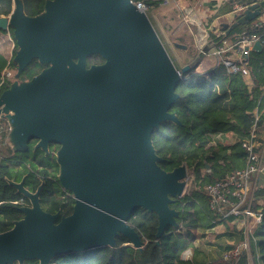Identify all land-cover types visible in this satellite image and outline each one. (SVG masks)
<instances>
[{"label":"water","instance_id":"95a60500","mask_svg":"<svg viewBox=\"0 0 264 264\" xmlns=\"http://www.w3.org/2000/svg\"><path fill=\"white\" fill-rule=\"evenodd\" d=\"M43 7L29 16L21 0H12L11 13L0 17V30L11 28L17 47L14 80L0 93V118L16 151H27L30 139L44 153L50 142L58 145V181L74 204L55 222L59 213L40 206L41 186L26 189V176L9 180L29 204L18 207L23 217L0 232V264H51L56 256L113 247L119 235L142 249L127 223L135 208L157 214V237L177 227L178 211L170 205L188 174L185 165L160 167L151 134L162 122H178L169 109L191 67L174 66L146 13L131 0H45ZM261 10L255 4L219 26L229 33ZM253 49L261 50L260 41ZM92 54L103 63L87 66ZM33 59L48 66L19 81Z\"/></svg>","mask_w":264,"mask_h":264},{"label":"trees","instance_id":"16d2710c","mask_svg":"<svg viewBox=\"0 0 264 264\" xmlns=\"http://www.w3.org/2000/svg\"><path fill=\"white\" fill-rule=\"evenodd\" d=\"M131 1H141L150 11L158 7L161 0ZM21 2L25 14L36 16L42 13L45 0ZM11 4L12 0H0V17L11 13ZM229 6L230 3L223 2L217 7L215 15L228 12L226 10ZM16 49L15 45L14 53ZM248 59L250 77L254 82L251 91H248L240 76L225 74L223 67L212 72L189 68L175 88L178 96L169 109L170 113L177 116L178 122H162L151 134L155 154L162 158L160 167L171 171L179 165H185L186 172L193 180L187 192L183 191L170 205L178 211L177 227L167 226L164 233L157 237V214L135 208L127 223L139 234L142 249L134 248L126 236L119 235L113 247L105 245L85 252L56 256L50 261L51 264H228L222 260L208 261L204 248L195 245L197 230H209L216 224H225L208 208L204 192L196 187L222 178L233 169L241 167L245 161V152L240 142L249 137V130L255 123L252 111L264 87V50L252 51ZM101 60L100 55H89L86 58L87 66L100 63ZM11 64H14L13 61ZM45 67L47 64H39L33 59L20 73L19 79L25 82ZM9 85L4 83L0 91ZM8 130L9 126L0 128V134H3L0 144V232L9 230L14 221L23 217L18 207L29 204L25 196L18 194L8 184L9 180L18 182L28 174L33 179L27 188V176L25 188L35 191L41 186L40 206L46 212H58L59 217L55 221L58 222L62 215L70 214L74 204L73 194L63 190L58 181L55 157L58 145L50 142L44 153L34 148L37 139H30L27 151H16L6 140ZM217 133L223 135L221 140L215 139ZM227 136H234L236 141L230 145ZM227 150L229 153H226ZM238 159L242 161L241 166L237 165ZM255 236L259 262L264 264V205ZM187 249L192 251V256L184 260L182 254ZM23 264H38V261H24ZM233 264H246V256H240Z\"/></svg>","mask_w":264,"mask_h":264},{"label":"built area","instance_id":"2783aa9c","mask_svg":"<svg viewBox=\"0 0 264 264\" xmlns=\"http://www.w3.org/2000/svg\"><path fill=\"white\" fill-rule=\"evenodd\" d=\"M230 3L228 12L219 15L218 24L208 26L201 30L197 40L203 41V46L199 48V56H208L215 60V64L222 65L228 75L237 74L246 82L251 83L250 71L248 68V56L256 41H260L264 50V10L251 20V29L244 30L238 34H230L222 30L219 26L221 22L229 23L230 20L241 16L253 5L264 7V0H221ZM160 5H168V0H161ZM133 5L141 11H147L146 5L141 1L133 2ZM263 18L259 20V17ZM11 36V35H10ZM12 38V36H11ZM13 41V39H12ZM12 56L7 65L0 72V90L4 83L14 80ZM193 65L197 68L202 66L201 61L195 60ZM184 77L182 75L181 79ZM10 83V82H9ZM1 93V91H0ZM264 93V89H263ZM254 115V112H253ZM257 120V118H255ZM256 123L249 130V137L240 142V147L245 152V165L235 168L222 178L214 182L201 186L204 192L208 208L217 216L219 221L236 225L242 234L238 242L233 243L231 248L223 251L218 260L228 264H233L242 255L246 256V264H259V255L256 246V236L253 231L261 222V211L252 207L253 201L258 191L264 188V151L256 150ZM216 139L221 140L222 134L217 133ZM220 138V139H219ZM233 142L236 141L234 137ZM206 232H198L199 237ZM254 248L252 249V245ZM192 251L187 249L183 252L184 260L190 259Z\"/></svg>","mask_w":264,"mask_h":264},{"label":"rangeland","instance_id":"374dc122","mask_svg":"<svg viewBox=\"0 0 264 264\" xmlns=\"http://www.w3.org/2000/svg\"><path fill=\"white\" fill-rule=\"evenodd\" d=\"M196 2L197 0H168V5L166 6H162L159 4L158 6L159 8L158 7L154 8L152 11L151 10L145 11L147 17L152 23L154 29L156 30L160 38V41L163 43L169 55L170 60L173 61V64L174 66H176L177 69L182 68L184 65H190V67H192L193 64H195L193 62L195 61L194 58L196 56V53L198 52L199 48L203 46V41H198L197 38L201 30H205L208 27L207 19L209 17V12L211 9H209L208 5L204 3L203 5H197L199 11L202 12V14L204 15L203 19L201 20L193 9L196 5L195 4ZM229 9L230 6L229 8H227L226 11H228ZM262 18L263 15L259 17V20ZM250 29H251V22H249L248 24L237 25L236 27L233 28L230 34L227 35V39L230 40L232 34H238L242 30H250ZM11 33L12 30L10 28L5 31L0 30V68L2 67L0 69V72L7 65L10 55L12 57L14 55L15 44ZM10 35L12 36V38ZM3 59H5L4 64H3ZM201 60L204 63L212 61V59L208 56H203ZM193 67L195 68V66ZM12 70H15L14 64H13V69H11V71ZM195 70L202 71V69L200 68L198 69L197 67L195 68ZM19 81H21V79H19ZM9 82L11 81H7V83ZM6 122L7 121L0 118V128L2 127L8 128L9 125ZM2 135L3 134H0V144L2 141ZM227 142L229 144L231 143L229 139H227ZM27 176L28 179L25 183V186L28 188L31 185L33 176L30 174H28ZM192 182H193L192 177L188 175L186 177V185L183 189L185 193L187 192V189L190 183ZM196 188L201 190V186H197ZM224 226L228 229L229 231L228 233L231 232L233 233V235L239 233V228L234 224L229 223V224H225ZM254 235H255V231H254ZM214 236H216V233L214 231H212L211 235H209L208 237H205L204 235L202 241L199 244L201 246H214L215 247L214 253L216 254V257H218L219 256L218 253H220L218 249L220 250L222 247H224L225 241H221L222 244H218L217 243L218 239L217 240L213 239ZM213 240L216 241L213 242ZM251 246L253 249L254 248L253 244ZM211 252H213V250Z\"/></svg>","mask_w":264,"mask_h":264},{"label":"crops","instance_id":"0c3cea01","mask_svg":"<svg viewBox=\"0 0 264 264\" xmlns=\"http://www.w3.org/2000/svg\"><path fill=\"white\" fill-rule=\"evenodd\" d=\"M203 3L207 4L209 9H211L210 12H209V17L207 19V22H208L207 26H211V25L213 26L214 24H218V22L220 21L219 18H218L219 14L218 15H215V14L217 12V7L220 6L223 2L221 0H197V2L195 3L196 5H195V7L193 9H194L195 13L197 14V16L201 20L203 19L204 15L202 14V12L199 11V9L197 8V5H203ZM155 8H157V7H155ZM232 30L233 29H231L230 32ZM242 31H244V30H242ZM252 51L262 52L263 50H262V47H261L260 51H258L257 49H253V50L250 51V53ZM250 53H249V55H250ZM202 58H203V56H199L198 52L196 53V56L194 58V60L201 61L202 66H200L199 68L202 69V71L212 72L216 68H219V67L222 68L223 67L222 65H219V64L216 65L214 59H212V61H210V62L204 63L201 60ZM248 58H249V56H248ZM193 66H195V65H193ZM195 68H196V66H195ZM223 69H224V67H223ZM197 71H199V70H197ZM224 72H225V74H227L225 69H224ZM240 78H242V77H240ZM244 83H245L248 91H251L252 88H253V85H254L253 79L251 78V83L250 84H249V82H246V81H244ZM263 89H264V87L261 88L260 95H259L260 97H259V100L257 102L258 104L255 106V108L252 111V115H253V112H254V117L257 118V120L255 119V123H256L255 124V126H256L255 142H256V150L257 151H259V150H263L264 151V93H263ZM227 138H229V140L231 142L230 145L233 144L232 139L234 138V136H227ZM226 153H229V150H227ZM245 161H246V158H245ZM245 161L242 164L241 159H238L237 160V163H238L237 165L241 166V164H242L241 167H243L245 165ZM241 167H239V168H241ZM263 191H264V188H261V190L257 192V194L255 196V199L253 201V204H252V207L254 209H256L257 211H261L262 210V206L264 205V194H263ZM225 224H229V223H225ZM225 224H216V226L213 227V229H209V230H200V229L197 230V235H196V239H195V245L196 246L200 245L199 243L202 241V239L204 237V235H202V238L201 237L198 238L199 237L198 236V232H206L207 231V233H205V237H208L209 235H211L212 231H214L216 233V236H214L213 239H216V240L218 239V242H217L218 244H222L221 241H225L224 247H222L220 250L218 249V251L220 252V253H218L219 254L218 257H216V254L214 253V251H215L214 250L215 249L214 246H201L200 245L201 247L204 248L205 256L207 257L208 261L216 262L219 259L220 254L223 251H226L229 248H231L232 247L231 245L233 243H235V242H238L241 239V237H242V234L240 233V229H239V233L238 234H234L233 235V233H231V232L228 233L229 231L224 226ZM255 229H254V231H255ZM254 231H253V233H254ZM216 240H213V242H215ZM214 245H216V244H214ZM212 250H213V252H211ZM259 264H260V262H259Z\"/></svg>","mask_w":264,"mask_h":264},{"label":"flooded vegetation","instance_id":"af4514ba","mask_svg":"<svg viewBox=\"0 0 264 264\" xmlns=\"http://www.w3.org/2000/svg\"><path fill=\"white\" fill-rule=\"evenodd\" d=\"M85 63H86V65H87L86 60H85ZM101 63H103V59L100 61V63H97V64H95V65H100ZM90 65H92V64H90ZM47 66H48V65H47ZM15 72H16V66H15V70H14V75H15Z\"/></svg>","mask_w":264,"mask_h":264}]
</instances>
